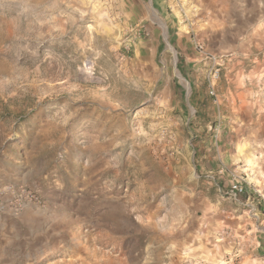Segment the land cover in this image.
Listing matches in <instances>:
<instances>
[{"label": "rangeland", "instance_id": "obj_1", "mask_svg": "<svg viewBox=\"0 0 264 264\" xmlns=\"http://www.w3.org/2000/svg\"><path fill=\"white\" fill-rule=\"evenodd\" d=\"M210 1L162 72L117 0H0V264H264V0Z\"/></svg>", "mask_w": 264, "mask_h": 264}, {"label": "crops", "instance_id": "obj_2", "mask_svg": "<svg viewBox=\"0 0 264 264\" xmlns=\"http://www.w3.org/2000/svg\"><path fill=\"white\" fill-rule=\"evenodd\" d=\"M117 2L123 17L132 23L137 22V25L142 23L149 32V37L144 42L134 43L135 64L137 62L140 63L136 59L137 56H140L145 57L146 63L144 65L148 64L149 61V65L153 69L157 68V62L161 63L160 69H162V72L171 69L172 59L170 60L169 57L172 58L174 55L169 54L170 49L164 44L162 38L163 30H165L169 40L173 43L174 48L182 59L191 61L192 65L194 63L197 64L196 61L199 62V59H206L200 55L202 52L194 51L193 41L190 36L194 32L200 34V36L206 32L208 37H216L217 19L221 18L219 17L221 11H217L216 7L210 5L212 4L210 0H188L187 2L184 0H117ZM191 6L195 8V12L188 13L189 10L191 11ZM183 12H186V14ZM156 17L162 20L164 28H161L156 23ZM159 54L164 56L159 59L157 58ZM227 80L228 83H239L237 78H229ZM155 82L157 83L158 80H155ZM172 84V78H167L163 98L169 102L170 108H178L175 102L176 99L173 97L175 91H170ZM238 85H241V83ZM221 91H223V88H221ZM226 93L225 95L223 93L217 95L218 102L232 101L235 103L237 107L234 108L235 112L231 113L233 126L230 129H234L236 126L240 129L239 123L244 121L246 104L250 99L248 91L239 88L232 93L227 89ZM247 188L245 187V191H247Z\"/></svg>", "mask_w": 264, "mask_h": 264}, {"label": "built area", "instance_id": "obj_3", "mask_svg": "<svg viewBox=\"0 0 264 264\" xmlns=\"http://www.w3.org/2000/svg\"><path fill=\"white\" fill-rule=\"evenodd\" d=\"M195 48L197 49V50H199L200 52H202L203 51V47H202V45L201 44H196V46H195ZM216 65H218L214 70H213V72H212V78L215 80V79H217L218 77H219V66L221 65V64H216ZM210 93H213L212 91L210 92ZM245 183V185L246 184H249V182H241V181H239V180H235L232 184H231V186H230V193H231V195L232 196H234V197H237L238 195H240L241 193H243V191H244V186H243V184Z\"/></svg>", "mask_w": 264, "mask_h": 264}]
</instances>
